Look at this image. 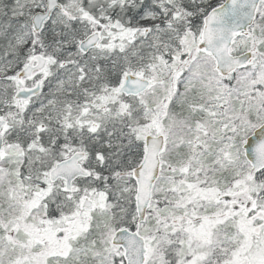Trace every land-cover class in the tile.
<instances>
[{"label":"snow or ice","instance_id":"1","mask_svg":"<svg viewBox=\"0 0 264 264\" xmlns=\"http://www.w3.org/2000/svg\"><path fill=\"white\" fill-rule=\"evenodd\" d=\"M0 264H264V0H0Z\"/></svg>","mask_w":264,"mask_h":264}]
</instances>
